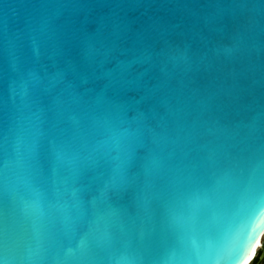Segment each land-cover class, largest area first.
Segmentation results:
<instances>
[{
    "label": "water",
    "instance_id": "95a60500",
    "mask_svg": "<svg viewBox=\"0 0 264 264\" xmlns=\"http://www.w3.org/2000/svg\"><path fill=\"white\" fill-rule=\"evenodd\" d=\"M89 64L98 78L124 72L153 89L155 108L132 174L136 187L150 188L148 195L159 187L145 172L152 157L172 170L227 166L229 153L258 159L264 146V0H0V198L8 233L0 257L7 264H164L169 258L167 242L152 238L134 189L111 202L102 195L119 179L124 137L135 125L113 116L109 166L86 199L74 197L67 169L51 161L57 129H69L84 112L79 97L103 84L84 83ZM93 97L88 92L85 99ZM134 116L130 111L124 119ZM37 149L46 170L43 198L31 184ZM241 167L246 175L247 165ZM26 204L34 208L23 212ZM249 211L233 203L218 227ZM256 218L252 243L264 231V208ZM251 253L249 244L244 255Z\"/></svg>",
    "mask_w": 264,
    "mask_h": 264
},
{
    "label": "snow or ice",
    "instance_id": "6c2138e0",
    "mask_svg": "<svg viewBox=\"0 0 264 264\" xmlns=\"http://www.w3.org/2000/svg\"><path fill=\"white\" fill-rule=\"evenodd\" d=\"M86 68L84 83L102 79L103 84L96 89H86L79 97L84 105L83 115L74 117L69 129H57L51 151L55 168L67 169L74 197L86 199L89 188L109 166L107 145L115 138L113 116H119L122 123L136 127L124 137L126 159L115 169L119 179L104 186L103 198L111 202L135 190L143 217L153 225L152 238L167 242L169 258L164 264H220L222 260H231L233 250L229 234L232 226L220 228L218 225L223 219L222 212L233 203L251 211L264 208V146L259 149L258 159H254L255 154L244 160L242 156L232 157L229 153L227 166L215 162L211 165L192 163L185 169L172 170L152 157L145 172L159 181V187L148 195L150 188L136 187L132 174L143 151V128L155 108L153 89L146 83L129 79L124 72L118 75L103 73L98 78L92 65ZM88 92H94L93 99H85ZM130 111H134L135 116L125 121ZM242 164L247 165L246 175ZM4 166L7 167V163ZM32 167V187L43 198L46 170L39 149L34 152ZM30 208L34 205L26 204L22 211ZM206 209L211 210L207 216ZM6 219L4 202L0 198V251L4 253L8 247ZM0 264H7L6 258L0 257Z\"/></svg>",
    "mask_w": 264,
    "mask_h": 264
},
{
    "label": "clouds",
    "instance_id": "9594fccd",
    "mask_svg": "<svg viewBox=\"0 0 264 264\" xmlns=\"http://www.w3.org/2000/svg\"><path fill=\"white\" fill-rule=\"evenodd\" d=\"M257 210L251 211L246 217L232 225L229 234V245L233 250V258L228 261V264H253L256 251L264 248V231H261L255 237V243H252V232L257 223ZM249 244L252 246V253L244 255Z\"/></svg>",
    "mask_w": 264,
    "mask_h": 264
},
{
    "label": "flooded vegetation",
    "instance_id": "af4514ba",
    "mask_svg": "<svg viewBox=\"0 0 264 264\" xmlns=\"http://www.w3.org/2000/svg\"><path fill=\"white\" fill-rule=\"evenodd\" d=\"M253 264H264V248H260L255 253Z\"/></svg>",
    "mask_w": 264,
    "mask_h": 264
},
{
    "label": "bare ground",
    "instance_id": "6f19581e",
    "mask_svg": "<svg viewBox=\"0 0 264 264\" xmlns=\"http://www.w3.org/2000/svg\"><path fill=\"white\" fill-rule=\"evenodd\" d=\"M257 252V251H256ZM254 257H255V255H254Z\"/></svg>",
    "mask_w": 264,
    "mask_h": 264
}]
</instances>
